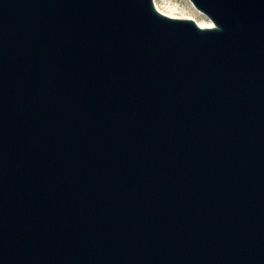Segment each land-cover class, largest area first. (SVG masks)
I'll use <instances>...</instances> for the list:
<instances>
[{"label": "water", "instance_id": "water-1", "mask_svg": "<svg viewBox=\"0 0 264 264\" xmlns=\"http://www.w3.org/2000/svg\"><path fill=\"white\" fill-rule=\"evenodd\" d=\"M0 0V264H264V0Z\"/></svg>", "mask_w": 264, "mask_h": 264}, {"label": "rangeland", "instance_id": "rangeland-1", "mask_svg": "<svg viewBox=\"0 0 264 264\" xmlns=\"http://www.w3.org/2000/svg\"><path fill=\"white\" fill-rule=\"evenodd\" d=\"M159 7L161 8L163 5L169 6L170 8H174L179 14H176L178 16H181L180 13L183 15H194L196 18V21L202 22V23H208L209 19L206 17L200 15L196 11H194L190 6L189 0H156ZM155 5V4H154ZM193 5V4H192ZM156 8V7H155ZM194 21V22H196Z\"/></svg>", "mask_w": 264, "mask_h": 264}, {"label": "bare ground", "instance_id": "bare-ground-1", "mask_svg": "<svg viewBox=\"0 0 264 264\" xmlns=\"http://www.w3.org/2000/svg\"><path fill=\"white\" fill-rule=\"evenodd\" d=\"M190 3V6L191 8L196 11L197 13H199L200 15L204 16L207 18V16L202 13L201 11L197 10L191 2ZM154 4H155V7L156 9L163 15L167 16V17H170V18H181V19H190V20H193V21H196V18L194 15H183L182 13H180L181 16H178L176 14H179V12H177L174 8H170L169 6H166V5H163L161 8L159 7L158 3L156 2V0H154ZM208 19V18H207ZM197 25L201 28H210L209 25H211L212 27V22L209 20L208 23H202V22H198L196 21Z\"/></svg>", "mask_w": 264, "mask_h": 264}, {"label": "snow or ice", "instance_id": "snow-or-ice-1", "mask_svg": "<svg viewBox=\"0 0 264 264\" xmlns=\"http://www.w3.org/2000/svg\"><path fill=\"white\" fill-rule=\"evenodd\" d=\"M209 27H211V25H209Z\"/></svg>", "mask_w": 264, "mask_h": 264}]
</instances>
